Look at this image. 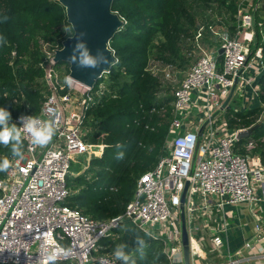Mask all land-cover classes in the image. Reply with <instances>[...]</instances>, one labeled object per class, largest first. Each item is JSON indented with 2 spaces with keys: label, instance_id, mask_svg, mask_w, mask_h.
<instances>
[{
  "label": "built area",
  "instance_id": "built-area-1",
  "mask_svg": "<svg viewBox=\"0 0 264 264\" xmlns=\"http://www.w3.org/2000/svg\"><path fill=\"white\" fill-rule=\"evenodd\" d=\"M236 20L235 35L219 26H209L207 30L201 26L193 49L186 53L190 62L184 70L151 61L147 71L159 83L175 85L169 92L173 119L162 155L139 177L123 213L109 221L94 220L64 202L70 195L67 177L72 164L83 158L84 171L92 158H100L104 152L102 142L85 140L90 132L85 121L89 108L111 94L102 81L92 88L75 81L70 88L66 86L53 61L55 50L51 53L43 46L47 58L41 67L50 94L37 116L23 113L12 121L21 130L23 155L10 158V167L0 178V264H120L115 256L93 253L124 221L132 223L150 240L162 242L168 264H184L181 207L189 262L201 264L207 255L198 234L207 230L212 253L220 255L221 233L228 228L224 209L240 204L251 208L254 232L230 256L229 264L264 254V219L255 207L258 189L264 198V163L258 156L251 161L236 151V134L244 129L230 130L227 117L219 122L220 114L232 107L234 111L246 109L252 98L259 97L258 78L264 71V0H245ZM155 67H163L162 73L153 72ZM176 72L180 73L179 79ZM108 73L98 80L105 81ZM237 76L230 108L222 110ZM163 95L167 93L163 91L159 96ZM48 108L54 113L49 114ZM165 111L161 107L158 113L163 116ZM21 116L51 122L56 129L52 140L44 147L32 145L23 131ZM255 146V142H248L245 152ZM50 256L55 258L49 259Z\"/></svg>",
  "mask_w": 264,
  "mask_h": 264
},
{
  "label": "trees",
  "instance_id": "trees-1",
  "mask_svg": "<svg viewBox=\"0 0 264 264\" xmlns=\"http://www.w3.org/2000/svg\"><path fill=\"white\" fill-rule=\"evenodd\" d=\"M244 3L112 0L111 11L122 18L124 25L109 41L116 62L106 80L96 82V86L105 82L111 96L89 108L85 121V127L90 128L85 140L102 142L105 148L102 156L92 158L82 172L80 167L71 171L75 168L72 164L67 178L70 195L64 202L67 207L98 221H109L123 213L139 177L162 155L173 119V98L169 94L159 96L164 90L147 71L148 66L151 61H160L184 70L190 62L186 53L193 49L198 29L219 26L235 35L237 12ZM68 26L65 9L56 0H0V108L10 113L8 121L23 113L39 114L50 94L41 67L47 58L43 46L51 53L61 48L62 41L73 34L64 30ZM262 47L264 52V40ZM63 64L57 63L56 67ZM258 83V103L241 111L232 107L226 117L233 131L248 129L262 119L260 127L235 146L245 155L244 147L255 142L251 152L264 163V71ZM161 107L166 109L163 116L158 113ZM5 157H14L11 143L7 147L0 144V160ZM5 172L0 171V178ZM162 249L160 241L151 240L146 248L120 264H168Z\"/></svg>",
  "mask_w": 264,
  "mask_h": 264
},
{
  "label": "water",
  "instance_id": "water-1",
  "mask_svg": "<svg viewBox=\"0 0 264 264\" xmlns=\"http://www.w3.org/2000/svg\"><path fill=\"white\" fill-rule=\"evenodd\" d=\"M64 9L66 13L67 23L70 26H74L72 36L66 38L61 43V48L54 51L53 61L57 63L68 64V76L73 77V81L87 87L92 88L97 80L103 73L109 71L110 67L115 63V57L113 51L109 48V41L113 35L118 32L124 25V21L117 13L111 11L112 0H56ZM80 33H84L83 36H79ZM76 36L85 45L88 53L96 58L99 62L101 55L108 58L109 63H98V67L88 68L78 66L80 57V50H77L74 55L77 58V63H71L68 58L70 54H73L72 50L76 44ZM222 53V49L219 50V54ZM102 70V71H101ZM238 76L235 78L233 87L226 100L224 101L221 109L228 110L229 102L231 101L236 86L238 84ZM262 119L254 126L238 131L236 134L237 141L249 138L252 133L260 127ZM207 122H205L200 130L202 133ZM188 184L186 183L182 193L181 203L184 202ZM181 242L183 247V259L184 264H190L189 262V248H188V235L185 227V220L183 214V207H181Z\"/></svg>",
  "mask_w": 264,
  "mask_h": 264
},
{
  "label": "crops",
  "instance_id": "crops-1",
  "mask_svg": "<svg viewBox=\"0 0 264 264\" xmlns=\"http://www.w3.org/2000/svg\"><path fill=\"white\" fill-rule=\"evenodd\" d=\"M258 103V98H252L250 104L247 105L246 109H250L254 107ZM242 109V110H246ZM257 204L256 208L262 214L264 219V198L261 196V192L257 190ZM224 213L226 214V219L228 223V228L225 232L221 233L223 239V246L220 248V255L215 252L212 253L211 247L208 244V231L203 230L198 234V239L202 250L207 255V260L202 261L201 264H229L231 262L230 256L240 250L244 243L248 241L254 232V222L251 213V208L247 204H240L237 206H226L224 209ZM135 228L132 223L129 221H124L123 224L116 230L112 232V234L107 237V244L105 247L109 249V251L103 254L114 255L115 249L117 245H124L122 251L124 254L129 257L134 254L139 248H134L135 246H139L142 243L139 242L140 235L136 236H127L123 235V232H130V229ZM137 238V239H136ZM139 239V240H138ZM264 244V243H263ZM106 248V249H107ZM264 249V245L262 247ZM120 261H125L119 259ZM237 264H264V254H260L257 258L243 260Z\"/></svg>",
  "mask_w": 264,
  "mask_h": 264
},
{
  "label": "clouds",
  "instance_id": "clouds-1",
  "mask_svg": "<svg viewBox=\"0 0 264 264\" xmlns=\"http://www.w3.org/2000/svg\"><path fill=\"white\" fill-rule=\"evenodd\" d=\"M66 32H73L74 26H68L64 29ZM84 33H80L79 36H83ZM76 44L73 47V54L69 55L68 60L76 64L77 58L74 53L77 50H80V57L78 61V66L80 67H88V68H97L98 63L102 62L103 64H108V58L103 55L100 56L99 62L96 58H93L85 48V45L79 40V37L76 36ZM102 71V70H101ZM64 84L69 88L73 84L72 76L64 77ZM48 113L53 114L54 110L52 108H48ZM10 119V113L4 109L0 108V144L4 146H8L11 143V151L14 157L22 158L21 151V130L17 128L16 125L9 126L7 121ZM20 120L23 122V131L26 132L29 137L31 144L38 147L46 146L55 134L56 129L53 128L51 122L49 121H41L36 117H20ZM10 167V161L7 157L0 160V171H6ZM124 245H117L114 255L117 259H122L127 261L128 257L122 251ZM54 256H50L49 259H54Z\"/></svg>",
  "mask_w": 264,
  "mask_h": 264
},
{
  "label": "rangeland",
  "instance_id": "rangeland-1",
  "mask_svg": "<svg viewBox=\"0 0 264 264\" xmlns=\"http://www.w3.org/2000/svg\"><path fill=\"white\" fill-rule=\"evenodd\" d=\"M66 64H63L62 66H60V67H57V69H58V72H59V75L60 76H62V78H64V75L66 74ZM152 70H153V72H155V73H157V72H161L162 73V71H163V67L161 68V67H155V68H152ZM179 70V69H178ZM177 74V78L179 79V77H181L180 76V73H178V72H176ZM161 76V75H160ZM160 80H161V78H160ZM160 83H161V87L163 88V90H164V92L165 93H167V94H169V92H170V94H171V91L173 90V85L174 84H169V83H163V82H161L160 81ZM175 86V85H174ZM223 119H225L226 120V114L224 113V114H220L219 115V122H223ZM14 120V118L12 119V120H10V121H8L7 122V124L9 125V126H11V125H13L12 124V121ZM219 122H218V124H219ZM244 154L245 155H247L248 156V158L251 160V161H253V159H254V157H256V155H253V153L250 151V152H244ZM79 160H81V161H76L75 163H74V165L73 166H75V168H72L71 169V171H75V170H78L79 168L78 167H80V168H82V169H80V172L81 171H83V169H84V163H85V160L83 159V158H80ZM77 164H78V166H77ZM70 175V174H69ZM69 175H68V177H69ZM71 175H73V176H76V174H71ZM67 177V178H68ZM157 229L158 228H156L155 229V232L157 231ZM112 234V233H111ZM138 234L140 235V239L141 240H139V242L140 243H142L141 245H139V246H135L134 248H139V247H141V248H139L137 251H140L141 249H144V248H146L147 247V245H148V242L149 241H151L145 234H143L142 232H140V231H137V230H134L133 228L132 229H130V232L129 233H127V232H123V235H127V236H137L138 237ZM164 238H165V236H163ZM108 238H105V239H103L100 243H99V245H98V248H97V250L93 253V255L94 256H97V255H102L103 253H102V250H104V251H106V253L109 251V249L107 248V247H105L106 245H103L105 242H107L106 240H107ZM137 239V238H136ZM162 243V242H161ZM105 244H107V243H105ZM162 247H163V245H162ZM107 248V249H106ZM136 251V252H137Z\"/></svg>",
  "mask_w": 264,
  "mask_h": 264
}]
</instances>
